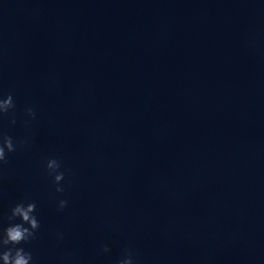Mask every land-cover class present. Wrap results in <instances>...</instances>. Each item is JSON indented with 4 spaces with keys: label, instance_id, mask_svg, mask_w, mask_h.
<instances>
[{
    "label": "water",
    "instance_id": "obj_1",
    "mask_svg": "<svg viewBox=\"0 0 264 264\" xmlns=\"http://www.w3.org/2000/svg\"><path fill=\"white\" fill-rule=\"evenodd\" d=\"M0 92V133L30 141L0 225L36 203L35 264H264L261 0H0Z\"/></svg>",
    "mask_w": 264,
    "mask_h": 264
},
{
    "label": "clouds",
    "instance_id": "obj_2",
    "mask_svg": "<svg viewBox=\"0 0 264 264\" xmlns=\"http://www.w3.org/2000/svg\"><path fill=\"white\" fill-rule=\"evenodd\" d=\"M264 3V0H261ZM26 119L24 123L30 124L37 118L34 107L27 106L24 109ZM8 117L11 124H16V103L11 92H0V119ZM25 139L15 141L10 135L0 133V167L8 161V156L14 153L19 146L28 144ZM45 171L51 178L56 193L65 191V172L62 170L61 161L56 157H49L45 161ZM68 200L59 199L57 211H63L68 206ZM37 205L31 200H21L10 209L8 223L0 225V264H35L33 254L24 245L37 238L41 224L37 215ZM58 241L64 239L62 232L56 233ZM103 253H108L110 248L104 244L101 246ZM117 264H137L132 250L127 249Z\"/></svg>",
    "mask_w": 264,
    "mask_h": 264
}]
</instances>
